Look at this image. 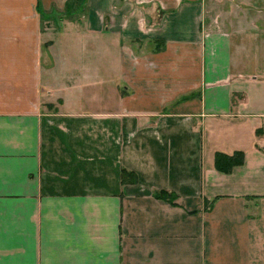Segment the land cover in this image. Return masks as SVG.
<instances>
[{
    "label": "crops",
    "instance_id": "obj_1",
    "mask_svg": "<svg viewBox=\"0 0 264 264\" xmlns=\"http://www.w3.org/2000/svg\"><path fill=\"white\" fill-rule=\"evenodd\" d=\"M214 21L0 0V264H264V55Z\"/></svg>",
    "mask_w": 264,
    "mask_h": 264
},
{
    "label": "rangeland",
    "instance_id": "obj_2",
    "mask_svg": "<svg viewBox=\"0 0 264 264\" xmlns=\"http://www.w3.org/2000/svg\"><path fill=\"white\" fill-rule=\"evenodd\" d=\"M74 1L77 3L80 0ZM206 1L209 14L213 20H216L213 22L214 26L217 27L223 24L233 29V41L239 45V48H236V52L245 53L251 63L254 62V54L261 56L262 52L264 55V21L263 23H258L262 30H257L254 24L255 18H259V15L264 17V0H256L257 2L254 6L252 3L249 4V2L243 0ZM47 39H43V42L45 43ZM61 46L59 45L58 49Z\"/></svg>",
    "mask_w": 264,
    "mask_h": 264
},
{
    "label": "trees",
    "instance_id": "obj_3",
    "mask_svg": "<svg viewBox=\"0 0 264 264\" xmlns=\"http://www.w3.org/2000/svg\"><path fill=\"white\" fill-rule=\"evenodd\" d=\"M76 1L74 0H69V8H75V5H77ZM260 131V130H259ZM243 158V152L242 151H236L235 154L233 155H227L225 153H217V167L221 170L224 171H229L230 168L238 161V159H242ZM123 180H131V181H135L137 180L136 176H134L133 178H131V172H128L126 170H123ZM155 196L161 199H165L167 201H170L172 203H175V200L177 198V196L173 193L167 192V191H157L155 192Z\"/></svg>",
    "mask_w": 264,
    "mask_h": 264
}]
</instances>
